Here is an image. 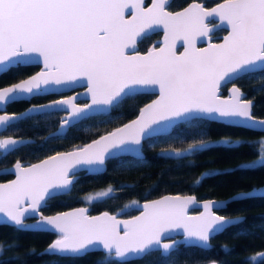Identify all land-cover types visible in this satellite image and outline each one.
I'll return each mask as SVG.
<instances>
[{
	"label": "snow or ice",
	"instance_id": "1",
	"mask_svg": "<svg viewBox=\"0 0 264 264\" xmlns=\"http://www.w3.org/2000/svg\"><path fill=\"white\" fill-rule=\"evenodd\" d=\"M170 7L171 0H151L147 7L144 0H0V76L17 66L43 65L26 79L0 87V162L32 143L24 136L3 134L19 129L27 120L62 112L60 132L96 114L120 108L137 93H158L139 108L135 119L91 143L55 151L36 163L24 164L17 159L0 169V175L14 176L0 182V224L17 231L54 234L56 239L39 253L59 258L50 264L81 259L93 252L104 253L96 264H130L153 252L160 253V264H177L182 247L194 246L204 252L213 237L230 228H235L237 235L250 234L239 227L245 217L217 213L227 211L233 203L255 198L257 193L264 198V187L227 199L205 200L203 211L196 216L187 214L189 205L197 203L196 197L179 195H165L142 204L133 200L124 208L136 205L139 215L130 219H119L108 211L91 216L87 207L54 215L41 211L50 200L70 195L81 171L101 175L110 159L117 160V169L143 163L142 142L148 138L172 140L158 155L177 159L217 146L234 149L258 144V159L237 169L264 168V137L258 141L230 136L205 138L212 123L264 131V119L252 113L254 99H247L235 83L257 75L264 78V0H220L212 8L192 0L178 11ZM126 10L131 12L130 17ZM209 19L217 23L210 27ZM160 29L164 33L160 46L140 54L136 45L141 37ZM218 29L227 34L220 43H214L212 34ZM178 41L184 49L179 54ZM198 41L207 46L198 47ZM81 83H86L88 103H76L78 93L33 104L18 113L6 110L11 103L61 93ZM229 83L232 86L225 96L221 89ZM258 90H264V84ZM177 128L179 131L172 135ZM127 153L135 157V163L122 158ZM230 174L228 169H210L195 183ZM119 190L109 184L83 198L91 204ZM27 219L35 223H26ZM173 234L182 240L172 238ZM10 247L13 245L0 242V250ZM222 248L230 254V246ZM29 254H35V249ZM211 264L218 262L213 260Z\"/></svg>",
	"mask_w": 264,
	"mask_h": 264
},
{
	"label": "trees",
	"instance_id": "2",
	"mask_svg": "<svg viewBox=\"0 0 264 264\" xmlns=\"http://www.w3.org/2000/svg\"><path fill=\"white\" fill-rule=\"evenodd\" d=\"M189 0H171L170 10L183 6ZM207 3V2H206ZM213 4V3H212ZM220 31V30H219ZM158 33L145 36L138 42V48L143 49L150 44ZM18 67L12 68L8 73L0 77V84L9 81L19 75ZM246 97L254 99L252 113L257 116L264 115V90H258L264 84V78L259 75L253 78H244L235 81ZM225 93V87L221 89ZM151 94L137 93L131 99L125 100L118 109H110L107 114L100 113L92 118L83 120L77 128L69 131L66 147L81 145L101 132L132 117L138 107L148 100ZM179 131H173L175 135ZM263 132L246 130L243 127L225 126L221 123H212L210 133L206 139L219 140L230 136L233 139L258 141L263 137ZM190 142V141H186ZM185 142V143H186ZM172 140L160 138H148L142 142L144 162L134 167L117 169L116 159L106 162L107 171L101 175H80V179L73 187L70 195L60 196L49 201L48 207L42 210L46 213L60 210L76 204H84L89 212L106 209L119 215H130L137 210L133 205L124 208L131 201H141L164 192L190 193L196 198L224 197L234 191L246 189L264 181V168L258 170L237 169L238 165H246L249 161L258 157V144L249 146L243 144L234 149L223 146L213 147L199 155L189 156L187 159L168 158L158 155L161 149L172 144ZM177 146L180 142L177 141ZM131 163H135V157L124 155L122 157ZM192 161V164H189ZM210 169H228L230 175H216L196 184V180ZM109 184L120 189L110 198L103 201L88 204L84 196L97 189L106 188ZM122 185H129L121 187ZM124 208L121 212L120 209ZM225 215L241 214L246 219L239 227L247 229L250 234H235L236 229L230 228L223 234L216 235L210 240L209 249L201 252L194 246L182 247L183 253L177 264H207L217 261L218 264H264V256H255V252L264 248V198L245 199L233 203L227 211H220ZM54 234L47 232L17 231L12 226L0 224V242H7L13 247L0 250V262L2 264H50L59 258L50 255H40V249L48 243ZM222 245L230 246V254ZM30 249H35V254H29ZM103 252H93L77 260H59V264H96L103 257ZM160 253L153 252L143 260H132L130 264H160Z\"/></svg>",
	"mask_w": 264,
	"mask_h": 264
},
{
	"label": "flooded vegetation",
	"instance_id": "3",
	"mask_svg": "<svg viewBox=\"0 0 264 264\" xmlns=\"http://www.w3.org/2000/svg\"><path fill=\"white\" fill-rule=\"evenodd\" d=\"M148 1L149 0H145V3H147ZM199 1H202L204 6H209L218 0H199ZM214 21H215L214 19H209L207 22H208V24H211ZM224 31L225 30H222V29H218V30L214 31L212 34V41L218 40L220 34L223 33ZM152 33H158V35L155 36L153 41L143 49L138 48V43H137L136 47L139 51H144L147 47L157 45L156 40L160 36V31H158V30L155 32H151L149 34L144 35L143 37H141V39L144 38L145 36L151 35ZM39 66L40 65L37 63H32V64L24 65V66H17L20 71L23 69H25V70L23 72H19L18 76L11 78L9 81L2 82L0 84V86L14 82V81L32 73L33 71L37 70L39 68ZM2 76H0V77H2ZM81 87L82 86H75V87L68 89V90H62L61 93H48V94L43 95L42 97L33 98L30 101L11 103L7 106L6 110L9 113L19 112V111L25 109L29 105L40 104V103H43V102H46L49 100L61 98V96H66L72 92L80 90ZM142 93H148V92H142ZM148 94H151V96L153 95L152 93H148ZM84 101L85 100L83 98L76 99L77 103H82ZM63 115H64V113L61 112V113L53 114L52 116H49V117H43V118L34 117L32 120L25 121L19 129H12V130H8V131L4 132L3 134H5V135H20V136L27 137L30 139V141H32V143L28 147H21L19 151L14 152L12 155L8 156L6 160H4L3 162H0V169L4 168L5 166L10 165L11 163H14L15 160H17V159H20L22 161V163H24V164H29V163H31L35 160H38L44 156H47L49 154L54 153L55 151L66 150V149L72 148L74 146H79L78 144L70 145L68 147H66L67 145H65L66 142L68 141L69 131L73 130L74 128H77L79 126V124L75 127H70L67 130H64L62 132L63 133L62 135L60 134L61 132L60 133H53L52 132L57 127V125L59 124V120H60L61 116H63ZM50 134H52V135L50 136ZM45 138H48L46 142H44ZM28 142H29L28 140L25 141V143H28ZM41 143H43V145H44L43 147H39V145H41ZM80 175L82 176V175H86V174L84 171H81L79 173V176ZM11 176L12 175H10V174L0 175V181L5 180L7 178H10ZM191 210H196V209L193 208ZM41 211L43 213H46L42 209H41Z\"/></svg>",
	"mask_w": 264,
	"mask_h": 264
},
{
	"label": "water",
	"instance_id": "4",
	"mask_svg": "<svg viewBox=\"0 0 264 264\" xmlns=\"http://www.w3.org/2000/svg\"><path fill=\"white\" fill-rule=\"evenodd\" d=\"M191 2H192V0H189V1L186 2L183 6L177 8V9H174V10H172V11H178V10H181L183 7H186L187 4H188V3H191ZM197 2H202V1L197 0ZM219 2H220V0L214 2L213 4H211V5H209V6H205V7H206V8H212V7H214V6H215L217 3H219ZM150 4H151V0H149L147 3H145V0H144V6H145V7L149 6ZM126 16H128V17L131 16V12H130L129 10H126ZM214 20H215V19H214ZM207 23H208V22H207ZM216 23H217V21L215 20L213 23L209 24V26L211 27L212 25H215ZM158 31H160V36H159V38L156 40V43H157V45H155L156 47H159V46H160V42L163 40V37H164L163 30L160 29V30H158ZM226 34H227V32L224 31L223 33L220 34L218 40H216V41H212V42H214V43H220V42L222 41V37H223L224 35H226ZM197 46H198V47H206V46H207V43H206V42H200V41H198ZM151 47H153V46H151ZM148 48H149V47H147L144 51H139V50H138V51L140 52V54H144V53L147 52ZM177 48H178V49H177V54H179L180 52H182V51L184 50L183 47H182V41H178V42H177ZM37 64H39V63H37ZM39 65H40L39 68H38L37 70L33 71L32 73H30V74H28V75H26V76H24V77H22V78H20V79H18V80H16V81H14V82H11V83H8V84H5V85L0 86V87L10 86L12 83H16V82H18L19 80L26 79L28 76L35 74L36 72L40 71L41 67L43 66L42 64H39ZM76 86H82V87H81L80 90L75 91V92H72V93H70V94H68V95H66V96H76V95L79 93L80 95L77 96V99H78V98H83L85 101L82 102V103H78V104L88 103V99H87V96H86V94H85L86 83H81L80 85H76ZM231 86H232V85H231L230 83L227 84V85L225 86V93H224V94L222 93V94L226 96V95L228 94L227 89L230 88ZM237 86H238V85H237ZM73 87H75V86H73ZM73 87H72V88H73ZM238 87H239V86H238ZM64 90H68V89H64ZM243 92H244V91H243ZM148 93H152L153 95H152L148 100H146L144 103H142V104L138 107L136 113H135L132 117H130L129 119H127V120H125V121H123V122H121V123H119V124H117V125H114L113 127H111V128H109V129H107V130L101 132L100 134H98V135H96L95 137L89 139L88 141L84 142V143L81 144V145H84V144H87V143H91L92 140H94V139H98L99 136L106 134L108 131H111V130H113L114 128H117V127L122 126L124 123H127V122H129L130 120H132V119H135V117L139 114V108H140V107H143V105H145V104H147V103H150L153 99L156 98V96H157V94H158V93H153V92H148ZM246 98H247V99H251V98H248V97H246ZM58 99H60V98H58ZM53 100H55V99H53ZM49 101H51V100H49ZM49 101H46V102H43V103H48ZM43 103H40V104H43ZM76 103H77V102H76ZM31 106H32V105H29V106H27L25 109H28V108H30ZM25 109H23V110H21V111H19V112H22V111H24ZM17 113H18V112H17ZM253 115H254V114H253ZM254 116H255L257 119H264V115H263V116H257V115H254ZM57 129H58V125H57V127H56L52 132H53V133H60V132H63V131H64V130H60V132H58ZM252 130L260 131V132H263V133H264V131H262V130H260V129H258V128H257V129H252ZM81 145H79V146H81ZM70 149H71V148L66 149V150H59V151H68V150H70ZM142 152H143V150H142ZM52 154H53V153H52ZM49 155H50V154H49ZM125 155L133 156L131 153H127V154H125ZM143 155H144V153H143ZM45 157H46V156H44V157H42V158H40V159H43V158H45ZM133 157H134V156H133ZM40 159L35 160V161L31 162V163H36V162H38ZM29 164H30V163H29ZM13 178H14V176L12 175L10 178H7V179H5V180H1L0 182H7V180H10V179H13ZM261 187H264V181L261 182V183H259V184H257V185H252V186H250V187H248V188H246V189H242V190L234 191V192H232L231 194H228V195H226V196H224V197H219V198L206 197V198H200V199L196 198L197 203L192 204V205H189V207H188V209H187V214H188L189 216H196V215H199V213L203 211L202 202L205 201V200H209V199H213V200L227 199L228 197L235 196L236 194H238V193H240V192H250V191H255V190H257V189H260ZM165 195H169V196H177V195H179V196H194L193 194H190V193L164 192V193L159 194V195H157V196H154V197H151V198L143 199V200L140 201V203L142 204L145 200H154V199H158V198H160L161 196H165ZM257 196H259L258 193H257ZM80 207H87V206L84 205V204H76V205H72V206H69V207H66V208H63V209H60V210H55V211H53V212H50V213H43V214H44V215H54V214L57 213V212L71 211V210L74 209V208H80ZM87 208H88V207H87ZM193 208L196 209V210H191V209H193ZM137 209H138V206H137ZM105 211H108V210H106V209H102V210H98V211H95V212H89V211H88V214L91 215V216H96V215H100L102 212H105ZM108 212L111 213V214H115V215H117L119 219H130L132 216L139 215V211H138V210H136L134 213H132V214H130V215H119V214H117V213H115V212H110V211H108ZM217 214H219V215H225V214H221V213H219V212H218ZM228 216L235 217V216H242V215H241V214H234V215H228ZM242 217H243V216H242ZM25 222H26V223H29V224H34V223H35L34 219H27ZM172 238L177 239V240H182V237L179 236V235H177V234H173V237H172ZM54 239H56V236L53 237L48 243H46V244L40 249V251L42 252V250L45 249V248L47 247V245H48L51 241H53ZM257 253H264V248L257 250V251L255 252L254 255H255V256H258V255H256ZM259 256H264V255H259ZM211 262H212V261L208 262L207 264H211Z\"/></svg>",
	"mask_w": 264,
	"mask_h": 264
},
{
	"label": "rangeland",
	"instance_id": "5",
	"mask_svg": "<svg viewBox=\"0 0 264 264\" xmlns=\"http://www.w3.org/2000/svg\"><path fill=\"white\" fill-rule=\"evenodd\" d=\"M263 137H264V134H263ZM256 159H258V157L255 158V159H253V160H251V161H254V160H256ZM251 161H249V163H250ZM97 190H100V189H97ZM135 206H136V205H135Z\"/></svg>",
	"mask_w": 264,
	"mask_h": 264
}]
</instances>
